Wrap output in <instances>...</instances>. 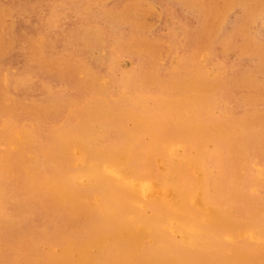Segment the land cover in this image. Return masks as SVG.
I'll return each instance as SVG.
<instances>
[{
  "label": "rangeland",
  "instance_id": "rangeland-1",
  "mask_svg": "<svg viewBox=\"0 0 264 264\" xmlns=\"http://www.w3.org/2000/svg\"><path fill=\"white\" fill-rule=\"evenodd\" d=\"M262 114L264 0H0V264H264Z\"/></svg>",
  "mask_w": 264,
  "mask_h": 264
},
{
  "label": "bare ground",
  "instance_id": "bare-ground-1",
  "mask_svg": "<svg viewBox=\"0 0 264 264\" xmlns=\"http://www.w3.org/2000/svg\"><path fill=\"white\" fill-rule=\"evenodd\" d=\"M64 65H65V64H64ZM69 65H70V64H69ZM63 67H64V66H63ZM61 69H62V68H61ZM72 69H73V68H72ZM35 101H36V100H35ZM52 104H53V103H52ZM100 104H101V103H100ZM126 104H127V103H126ZM118 105H119V104H118ZM121 105H122V104H121ZM123 105H124V104H123ZM38 106H39V105H38ZM93 108L95 109V107H93ZM96 108H97V107H96ZM116 108H117V107H116ZM97 109H98V108H97ZM102 109H103V108H102ZM118 109H120V108H118ZM106 110H107V109H106ZM106 110H105V111H106ZM80 111H81V110H80ZM87 111H88V110H87ZM96 111H97V110H96ZM117 111H118V110H117ZM78 112H79V111H78ZM78 112H77V113H78ZM80 113H81V112H80ZM80 113H78V114H80ZM83 113H85V112H83ZM91 113H92V112H91ZM81 114H82V113H81ZM85 114H86V113H85ZM117 114L119 115V113H117ZM262 115H263V114H262ZM262 115H261V116H262ZM77 116H78V115H77ZM83 116H84V115H83ZM83 116H80V117H83ZM115 116H116V115H115ZM246 116H247V115H246ZM263 116H264V115H263ZM118 117H119V116H118ZM258 117H260V116H258ZM258 117H257V116H254V118H250V116H249L248 119H252V122H250L251 125H249L250 128L247 127L248 129H246V130L244 129L243 131L240 132V136H241L242 140H244V142H246V141H251V140H252V136L254 135V133H255V134L258 133V134L264 135V128H263V127H262V129H261V128H256V127H255V123H257V118H258ZM73 118H75V117H73ZM119 118H120V117H119ZM119 118H118V119H119ZM243 118H244V117H243ZM261 118H262V117H261ZM261 118H260V119H261ZM68 119H69V118H68ZM81 119H82V118H81ZM233 119H234V118H233ZM238 119H239V118H238ZM244 119L247 120V118H244ZM244 119H243V120H244ZM262 119L264 120V118H262ZM120 120L122 121V118H121ZM120 120H119V121H120ZM234 120H235V119H234ZM246 120H245V123L248 122V121H246ZM258 120H259V119H258ZM211 121H212V120H210L209 122H211ZM249 121H251V120H249ZM108 122H109V121H108ZM113 122H114V121H113ZM243 122H244V121H243ZM68 123H69V122H68ZM68 123H67V124H68ZM111 123H112V121H111ZM122 123H123V122H122ZM212 123H213V122H212ZM232 123H233V121H232ZM241 123H242V122H241ZM263 123H264V122H263ZM90 124H91V123H90ZM234 124H235V122H234ZM234 124H233V125H234ZM247 124H248V123H247ZM247 124H246V125L244 124V127H246ZM227 125H228V124H227ZM236 125H237V123H236ZM239 125H240V123H239ZM241 125H242V124H241ZM101 126H102V125H101ZM256 126H258V125L256 124ZM263 126H264V124H263ZM121 127H122V126H121ZM237 127H238V126H237ZM237 127H236V128H237ZM242 127H243V126H242ZM244 127H243V128H244ZM260 127H261V125H260ZM115 128L118 129V126L115 127ZM228 128H229V127H228ZM239 128H240V127H239ZM40 130H41V129H40ZM228 130H229V129H228ZM228 130H227V131H228ZM241 130H242V129H241ZM6 132H7V131H6ZM108 132H109V131H108ZM112 132H113V131H112ZM210 132H211V131H210ZM210 132H209V133H210ZM38 133H39V131H38ZM114 133H115V132H114ZM2 134H3V133H2ZM4 134H5V133H4ZM36 134H37V133H36ZM43 134H44V133H43ZM43 134H41V135H43ZM110 134H111V133H110ZM0 135H1V134H0ZM6 135H7V134H6ZM6 135H5V137H6ZM47 135H48V134H47ZM113 135H115V137H116L117 134H113ZM48 136H49V135H48ZM209 136H210V135H209ZM111 137H112V136H111ZM113 137H114V136H113ZM3 138H4V136H3ZM260 138H262V137H260ZM260 138H259V139H260ZM46 139H47V138H46ZM119 139H120V137H119ZM259 139H258V140H259ZM237 140H238V139H237ZM239 140H240V139H239ZM239 140H238V141H239ZM53 141H54V140H53ZM110 141H111V140H110ZM119 141L121 142V140H119ZM111 142H112V141H111ZM241 142H242V141H241ZM241 142H240V143H241ZM38 143H40V142H38ZM246 143H247V142H246ZM24 146H25V145H24ZM27 146H28V145H27ZM27 146H26V147H27ZM29 146H30V145H29ZM30 147H31V146H30ZM35 147H36V146H35ZM243 147H244V145H243ZM45 148H46V147H45ZM28 149H29V148H28ZM32 149H33V148H32ZM38 149H40V148H38ZM56 149H57V152H55V151H52V152H51L52 155H54V158H56L55 155H58V156H59L60 153H61V151L63 150L61 143H58V142H57ZM239 149H241V148H239ZM33 150H34V149H33ZM0 151H1V150H0ZM3 151H4V149H3ZM69 152H70V151H69ZM241 152H243V151H240V153H241ZM33 153H35V152H33ZM12 154H14V153H12ZM40 154H41V152H40ZM9 156H11V155H9ZM25 156H26V155H25ZM35 156H36V153H35ZM39 156H40V155H39ZM23 157H24V156H23ZM59 157H60V156H59ZM11 158H12V156H11ZM34 158H36V157H34ZM30 159H31V158H30ZM37 159H39V158H36V161H37ZM51 160H52V159H51ZM56 160L58 161V159H56ZM62 160H63V159H62ZM41 161H42V160H41ZM59 161H61V160H59ZM59 161H58V162H59ZM36 163H37V162H36ZM32 164H35V163H32ZM41 164H42V162H41ZM41 164H40V165H41ZM70 164H71V166H72V163H70ZM70 164H69V165H70ZM35 165H37V164H35ZM56 165H57V164H56ZM54 166H55V165H54ZM31 167H32V166H31ZM38 167H39V166H38ZM38 167H34V168H38ZM45 167H46V166H45ZM52 167H53V166H52ZM55 167H56V166H55ZM55 167H54V168H55ZM59 167H60V166H58V170L60 169ZM63 167H64V166H63ZM69 167H70V166H69ZM69 167H68V169H69ZM23 168H24V167H23ZM34 168H32V169H34ZM46 168H47V167H46ZM72 168H73V167H72ZM44 169H45V168H44ZM63 169H64V168H62V172L64 171ZM45 170H46V169H45ZM54 170H55V169H54ZM54 170H53V171H54ZM56 170H57V169H56ZM56 170H55V171H56ZM93 170H94V169H93ZM9 171H10V170H9ZM53 171H52V172H53ZM24 172H25V171H24ZM33 172H34V171H33ZM35 172H36V171H35ZM40 172H41V171H40ZM42 172H43V171H42ZM47 172H48V170H47ZM65 172H66V169H65ZM72 172L74 173V171H72ZM15 173H16V172H15ZM50 173H51V172L49 171L48 174H50ZM55 173H56V172H55ZM58 173H59V172H58ZM101 173H102V172H101ZM9 174H10V173H9ZM20 174H23V170H22V173H20ZM42 174H43V173H42ZM56 174H57V173H56ZM60 174H61V172H60ZM65 174H66V173H65ZM76 174H77V173H76ZM232 174H233V173H232ZM15 175H16V174H15ZM35 175H36V174H35ZM35 175H33V176H35ZM66 175H68V173H67ZM10 176H11V174H10ZM16 176H17V175H16ZM28 176H29V175H28ZM37 176H39V174H38ZM40 176H41V175H40ZM40 176H39V177H40ZM60 176L63 177V174L60 175ZM230 176H231V175H230ZM13 177H14V176H13ZM20 177H21V176H20ZM39 177H37V178H39ZM241 177H242V176H241ZM5 178H6V177H5ZM15 178H16V177H15ZM34 178H35V180H39V179H36V177H34ZM40 178H42V177H40ZM242 178H243V177H242ZM7 179H8V177H7ZM9 179H10V177H9ZM18 179H20V178H18ZM29 179H30V178H29ZM244 180H245V179H244ZM5 181H6V180H5ZM11 181H12V180H11ZM17 181H18V180H17ZM24 181H25V180H24ZM234 181H235V180H234ZM15 182H16V181H15ZM38 182H39V181H38ZM0 184H1V182H0ZM4 184H5V183H4ZM8 184H9V183H8ZM12 184H13V183H12ZM12 184H11V186H12ZM21 184H22V183H21ZM16 185H17V183H16ZM19 185H20V183H19ZM4 186H5V185H4ZM13 187H14V186H13ZM73 187H74V186H73ZM226 187H227V186H226ZM22 188H24V187L22 186ZM34 188H35L36 190H39V187L34 186ZM5 189H6V188H5ZM12 189H13V188H12ZM20 189H21V188H20ZM35 189H34V190H35ZM91 189H93V188H91ZM7 190H8V188H7ZM7 190H6V191H7ZM10 190H11V189H10ZM26 190H27V189H26ZM31 190H32V188H31ZM8 191H9V190H8ZM8 191H7V192H8ZM23 191H24V190H23ZM89 191H90V190H89ZM13 192H14V191H13ZM24 192H28V190H27V191H24ZM32 192H33V191H32ZM32 192L30 191V193H32ZM34 192H35V191H34ZM40 192H41V191H40ZM42 192H44V191H42ZM84 192H85V191H84ZM84 192H83V193H84ZM108 192H109V191H108ZM28 193H29V192H28ZM37 193H38V192H37ZM81 193H82V192H81ZM3 194H4V193H3ZM6 194H7V193H6ZM8 194H11V193H8ZM34 194H35V193H34ZM40 194H41V193H40ZM29 195H30V194H29ZM38 195H39V194H38ZM38 195H37V196H38ZM19 196H20V195H19ZM45 196H46V195H45ZM80 196H81V195H80ZM113 196H114V195H113ZM1 197H2V196H1ZM3 197H4V196H3ZM8 197H9V196H8ZM12 197H13V196H12ZM14 197H15V196H14ZM23 197H24V196H23ZM40 197L42 198L43 196L40 195ZM114 197H115V196H114ZM4 198H5V197H4ZM16 198H17V197H16ZM9 199H10V198H9ZM14 199H15V198H14ZM21 199H22V198H21ZM28 199H29V198H28ZM34 199H35V196H34L33 200H34ZM43 199H44L43 201H45V199H46V201L48 200L47 198H43ZM39 200H41V199H39ZM108 200H109V199H108ZM13 201L15 202V200H13ZM24 201H25V200H24ZM46 201H45V203H46V205H47V202H48L49 200H48L47 202H46ZM50 201H52V199H50ZM3 202H4V201H3ZM16 202H17V201H16ZM41 202H42V201H41ZM75 202H76V201H75ZM24 203H25V202H24ZM31 203H33V202H31ZM49 203H50V202H49ZM52 203H53V202H52ZM107 203H108V202H107ZM5 204H6V203H5ZM8 205H9V204H8ZM32 205H33V204H32ZM23 206H24V205H23ZM40 206H41V205H40ZM52 206H53V204H52ZM24 207H25V206H24ZM26 207H27V206H26ZM46 207H49V206L47 205ZM46 207L44 206V208H46ZM21 208H22V207H20V210H21ZM54 208H55V207H54ZM59 208H61V207H59ZM62 208H64V207H62ZM27 209H28V208H27ZM30 209H32V208H30ZM39 209H40V208H39ZM64 209H65V208H64ZM47 210H48V209H47ZM57 210H58V209H57ZM10 211H11V210H10ZM10 211H9V213H10ZM44 211H45V210H44ZM44 211H42V212H44ZM49 211H50V209H49ZM72 211H73V210H72ZM81 211H82V209H81ZM57 212H59V210H58ZM62 212H63V211H62V209H61V214H65L67 211H66V212L64 211L63 213H62ZM73 212H74V211H73ZM82 212H84V211H82ZM13 213H14V212H13ZM29 214H30V213H29ZM48 214H49V216H51L52 218H57V217L59 216L58 213H56V212H54V211H50V212H48ZM68 214H69V213H68ZM70 214H71V213H70ZM10 215H11V214H10ZM31 215H32V214H31ZM242 215H243V214H242ZM24 216H25V215H24ZM28 216H29V215H28ZM28 216H27V217H28ZM66 216H67V215H66ZM66 216H65V217H66ZM18 217H19V216H18ZM18 217H15V219H17ZM70 218H71V217H70ZM70 218H69V219H70ZM92 218H94V216H93ZM5 219H6V218H5ZM7 219H8V218H7ZM1 220H2V219H1ZM9 220H10V218H9ZM9 220H8V221H9ZM17 220H20V219L18 218ZM54 220H55V219H54ZM61 220H62V219H61ZM61 220H60V221H61ZM80 220H81V219H80ZM86 220H87V219H86ZM88 220H89V219H88ZM8 221H7V222H8ZM10 221H11V220H10ZM13 221H14V220H13ZM15 221H16V220H15ZM32 221H35V220H32ZM32 221H31V222H32ZM43 221H44V219H43ZM3 222H4V221H3ZM7 222H6V224H7ZM68 222H69V223H73V222H71V221H68ZM80 222H82V221H80ZM88 222H89V221H88ZM4 223H5V222H4ZM74 223H76V222H74ZM55 224H56V223H55ZM86 224H87V223H86ZM24 225H25V224H24ZM33 225H34V224H33ZM60 225H61V224H60ZM63 225L66 226V225H68V223H65V222H64ZM82 225H84V224H82ZM10 226H11V225H10ZM17 226H18V225H17ZM27 226H28V224H27ZM45 226H46V225H45ZM74 226H75V225H74ZM74 226H73V227H74ZM42 227H44V226H42ZM54 227H55V226H54ZM66 227H67V226H66ZM71 227H72V226H70V228H71ZM73 227H72V228H73ZM77 227H78V225H77ZM81 227H82V226H81ZM81 227H80V228H81ZM89 227H90V226H89ZM11 228H12V227H11ZM45 228H46V227H45ZM45 228H44V229H45ZM63 228H64V226H63ZM103 228H104V227H103ZM29 229H30V228H29ZM31 229H32V228H31ZM60 229H61V228H60ZM64 229H65V228H64ZM52 230H53V228H52ZM74 230H75V229H74ZM4 231H5V230H4ZM26 231H28V229H26ZM26 231H25V232H26ZM29 231H32V230H29ZM36 231H37V230H36ZM45 231H46V229H45ZM43 232H44V231H43ZM58 232H59V231H58ZM58 232H57V233H58ZM64 232H65V231H64ZM73 232H74V231H73ZM75 232H76V231H75ZM6 233H7V232H6ZM30 233H31V232H30ZM41 233H42V232H41ZM44 233H45V232H44ZM21 234H22V232H21ZM23 234H24V232H23ZM32 234H33V233H32ZM47 234H48V233H47ZM59 234H61V233H59ZM59 234H58V235H59ZM24 235H25V234H24ZM27 236H28V235H27ZM35 236H36V235H35ZM43 236H44V235H43ZM46 236H47V235H46ZM72 236H73V234H72ZM31 237H33V236H31ZM73 237L75 238V236H73ZM79 237H80V236H79ZM81 237H82V236H81ZM85 237H86V236H85ZM20 238H21V237H20ZM23 238H24V237H23ZM38 238H39V237H38ZM48 238H51V237H48ZM54 238H55V235H54ZM86 238H87V237H86ZM21 239H22V238H21ZM27 239H28V238H27ZM27 239H26V240H27ZM39 239H41V238H39ZM42 239H43V238H42ZM56 239H58V238H56ZM59 239H60V238H59ZM35 240H36V239H35ZM53 240H54V239H53ZM29 241H30V240H29ZM40 241H41V240H40ZM45 241H46V240H44V242H45ZM47 241H48V240H47ZM47 241H46V242H47ZM38 242H39V240H38ZM41 242H42V241H41ZM41 242H40V243H41ZM44 242H43V244H44ZM46 242H45V244H46ZM0 243H1V242H0ZM16 244H17V243H16ZM19 244H20V240H19ZM47 244H48V243H47ZM50 244H51V243H50ZM10 246H11V244H10ZM17 246H19V245H17ZM23 246H24V245H23ZM11 247H14V246H11ZM19 247H20V250H22V249H21V246H19ZM24 247H25V246H24ZM2 248H4V247H2ZM11 249H12V248H11ZM14 250H15V249H14ZM43 250H44V249H43ZM43 250L41 251V249H40L41 252H43ZM45 250H46V249H45ZM45 250H44V251H45ZM15 252H16V251H15ZM15 252H14V254H15ZM45 252H47V251H45ZM20 253H21V252H20ZM14 254H13V255H14ZM33 254H34V252H33ZM3 256H4V255H3ZM9 256H10V255H9ZM11 256H12V255H11ZM18 256H19V255H18ZM1 258H2V257H1ZM1 258H0V259H1ZM4 258H6V257H4ZM10 258H11V257H10ZM8 259H9V257H8ZM11 259H12V258H11ZM11 259H9V260H11ZM9 260H8V262H9ZM2 263H3V261H2ZM6 263H7V262H6ZM16 263H18V262H16ZM16 263L13 262L12 264H16ZM4 264H5V263H4ZM7 264H8V263H7ZM18 264H19V263H18ZM21 264H23V263H21ZM163 264H169V263L165 262V263H163Z\"/></svg>",
  "mask_w": 264,
  "mask_h": 264
}]
</instances>
